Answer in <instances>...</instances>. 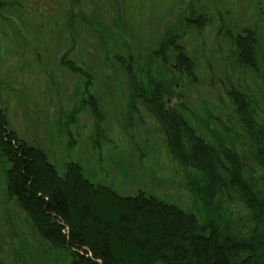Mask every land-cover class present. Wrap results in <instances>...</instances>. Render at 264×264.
<instances>
[{"label":"rangeland","instance_id":"374dc122","mask_svg":"<svg viewBox=\"0 0 264 264\" xmlns=\"http://www.w3.org/2000/svg\"><path fill=\"white\" fill-rule=\"evenodd\" d=\"M190 8L207 11L203 29L184 19ZM244 27L256 32L262 73L264 0H0V106L18 137L43 148L60 172L76 161L96 184L154 194L202 219L197 172L172 156L131 75L146 87L159 81L172 93L169 109L225 141L215 117L231 112V85L263 98L259 76L236 66L229 35ZM167 33L192 59L193 77L178 72L173 48L165 61L154 52ZM8 166L0 154V264H67L9 197Z\"/></svg>","mask_w":264,"mask_h":264},{"label":"trees","instance_id":"16d2710c","mask_svg":"<svg viewBox=\"0 0 264 264\" xmlns=\"http://www.w3.org/2000/svg\"><path fill=\"white\" fill-rule=\"evenodd\" d=\"M190 9L184 19L203 29L207 11L194 14ZM176 37L165 34L154 52L165 61L173 48L178 72L193 77L192 59ZM229 38L236 66L259 76L263 98L259 101L248 87L231 85V112L215 117L225 141L212 142L182 109H169L165 95L172 93L159 81H148L146 87L131 75L135 95L147 100L172 156L197 172L192 190L203 201L202 219L154 194L121 195L96 184L76 161L60 172L43 148L18 137L0 106L8 195L28 215L38 237L62 253L67 264H264V69L261 73L258 66L253 27ZM260 54L264 68V49ZM94 113L99 115L97 109Z\"/></svg>","mask_w":264,"mask_h":264}]
</instances>
